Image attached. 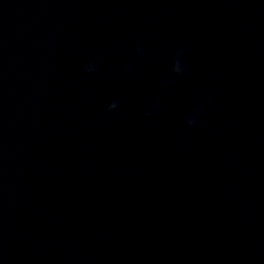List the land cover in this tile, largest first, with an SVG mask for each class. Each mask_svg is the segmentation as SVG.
I'll return each mask as SVG.
<instances>
[{"label": "clouds", "instance_id": "1", "mask_svg": "<svg viewBox=\"0 0 264 264\" xmlns=\"http://www.w3.org/2000/svg\"><path fill=\"white\" fill-rule=\"evenodd\" d=\"M180 55H181V51H179V50L174 54V56H173V63H172L171 69H170L171 73L176 74V75L180 74V72L182 71V69H181V67H180V64H179V57H180ZM93 70H94V69H93V67H92V68L90 69V71H88V72H85L84 70H83V71H84L85 74H89V73H91ZM116 108H117V104H116L115 102L109 103V104L107 105V107H106V112L111 113V112H113ZM145 115L147 116L148 114L146 113ZM196 115H198V110H197L196 113L193 114V118H190V119H188V120L186 121V125H187V126H191V125L194 123V117H195Z\"/></svg>", "mask_w": 264, "mask_h": 264}]
</instances>
